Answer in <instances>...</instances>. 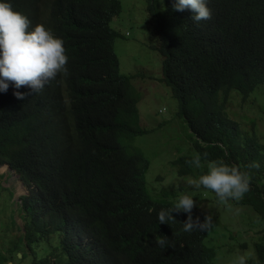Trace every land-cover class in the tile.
Segmentation results:
<instances>
[{
    "label": "trees",
    "instance_id": "16d2710c",
    "mask_svg": "<svg viewBox=\"0 0 264 264\" xmlns=\"http://www.w3.org/2000/svg\"><path fill=\"white\" fill-rule=\"evenodd\" d=\"M173 3L147 0L162 81L178 101L192 143V152L173 165L187 179H198L217 159L246 171L249 190L236 202L264 219V143L227 108L234 91L243 104L264 84V0H208L211 18L199 22ZM121 8L120 0H23L18 7L59 36L68 56L67 73L42 101L17 99L21 87L0 92V164L8 163L30 190L21 196L25 240L34 247L61 232L59 245L31 264H211L210 229L185 232L183 211L159 224L158 212L173 203L150 197V161L126 153L119 138L148 131L140 124L134 75L120 71L114 49L120 33L111 21ZM197 154L200 167L187 163ZM47 156L51 167L41 161ZM253 161L258 168L248 167ZM157 237L167 241L164 247ZM256 249L250 264L264 262V243Z\"/></svg>",
    "mask_w": 264,
    "mask_h": 264
},
{
    "label": "rangeland",
    "instance_id": "374dc122",
    "mask_svg": "<svg viewBox=\"0 0 264 264\" xmlns=\"http://www.w3.org/2000/svg\"><path fill=\"white\" fill-rule=\"evenodd\" d=\"M120 2L121 12L111 21L120 33L114 49L120 71L134 75L132 91L138 98L140 124L148 130L131 140L120 136L122 145L126 153L143 154L150 161L145 181L153 199L174 201L182 194H190L195 201L191 215L212 217L206 240L213 249L211 264H234L240 255H245L250 264L252 258H257V243H264V219L250 206L231 199L221 202L215 193L193 187L189 182L196 179L180 175L173 165L175 159L192 152V143L186 124L178 118V101L162 81L163 56L155 49L158 34L150 25L147 0ZM242 102L241 95L234 91L227 104L230 116L264 143V84L251 93L244 105ZM27 193L20 176L10 166L0 164V264H31L35 257L59 245L61 232L48 234L34 247L26 244L28 218L21 196Z\"/></svg>",
    "mask_w": 264,
    "mask_h": 264
},
{
    "label": "clouds",
    "instance_id": "9594fccd",
    "mask_svg": "<svg viewBox=\"0 0 264 264\" xmlns=\"http://www.w3.org/2000/svg\"><path fill=\"white\" fill-rule=\"evenodd\" d=\"M22 2L23 0H0V92H6L8 87L12 86L16 89L21 87L20 91L14 92L17 99L36 95L34 101H42V95L48 86L61 76L59 74L67 73L68 56L64 41L59 36L42 22L40 23L41 20H32L29 15L18 9ZM173 8L177 11L190 9L193 12L192 20L195 22L208 20L212 14L208 7V0H174ZM61 87L66 95V85L62 84ZM62 115L65 116V112H62ZM41 161L49 167L52 166V156L44 157ZM187 163L200 167L201 155H195ZM4 164L10 166L8 163L1 165ZM248 167L258 168L259 163L253 161ZM207 169L205 174L189 183L196 188L203 187L211 190L221 202L229 199L239 201L248 192L250 176L239 167L217 159L208 162ZM27 189L29 190L28 187ZM170 202L173 203L171 206L162 208L158 212L159 224L165 222L170 224L175 218L173 212L183 211L188 213L187 220L183 224L185 232H191L194 229L202 231L210 229L211 216L205 217L201 214L205 217L202 222L199 217L193 219L191 215L195 203L193 196L182 194ZM21 204L23 208L22 200ZM156 243L164 247L167 241L157 237ZM234 264H247V257L240 255Z\"/></svg>",
    "mask_w": 264,
    "mask_h": 264
},
{
    "label": "bare ground",
    "instance_id": "6f19581e",
    "mask_svg": "<svg viewBox=\"0 0 264 264\" xmlns=\"http://www.w3.org/2000/svg\"><path fill=\"white\" fill-rule=\"evenodd\" d=\"M4 165H7V164H4ZM22 188H23V185H22Z\"/></svg>",
    "mask_w": 264,
    "mask_h": 264
}]
</instances>
